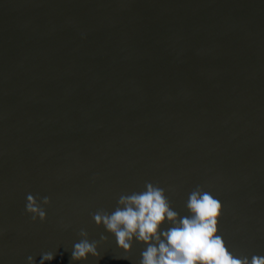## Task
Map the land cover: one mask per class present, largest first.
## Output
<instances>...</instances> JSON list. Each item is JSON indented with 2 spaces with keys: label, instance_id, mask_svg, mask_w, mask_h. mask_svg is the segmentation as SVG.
Listing matches in <instances>:
<instances>
[{
  "label": "water",
  "instance_id": "95a60500",
  "mask_svg": "<svg viewBox=\"0 0 264 264\" xmlns=\"http://www.w3.org/2000/svg\"><path fill=\"white\" fill-rule=\"evenodd\" d=\"M146 182L264 256V0H0V264H140L92 213Z\"/></svg>",
  "mask_w": 264,
  "mask_h": 264
},
{
  "label": "clouds",
  "instance_id": "9594fccd",
  "mask_svg": "<svg viewBox=\"0 0 264 264\" xmlns=\"http://www.w3.org/2000/svg\"><path fill=\"white\" fill-rule=\"evenodd\" d=\"M145 187L142 192L121 194L117 201L119 206L111 213L103 209L92 213L96 224H103L113 233L117 244L125 251L132 249L133 238L147 244L140 264H264V256L237 257L226 247L223 237L217 234L222 203L209 192L193 190L186 202L191 215L181 217L173 210L163 188L151 182H146ZM42 199L44 204L51 203L50 197ZM27 201L26 211L33 214V220L47 219L46 210L34 196L29 194ZM165 222L173 226L162 231ZM79 234L88 236L85 229ZM107 239L101 236V240ZM97 243L81 240L74 245L72 258L81 260L87 259L89 253L97 255ZM43 259L51 260L54 256L45 253Z\"/></svg>",
  "mask_w": 264,
  "mask_h": 264
}]
</instances>
